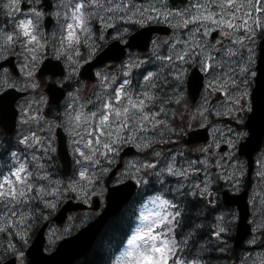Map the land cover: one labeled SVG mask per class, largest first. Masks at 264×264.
<instances>
[{
	"label": "snow or ice",
	"instance_id": "obj_1",
	"mask_svg": "<svg viewBox=\"0 0 264 264\" xmlns=\"http://www.w3.org/2000/svg\"><path fill=\"white\" fill-rule=\"evenodd\" d=\"M3 7L7 9L5 15L11 17L19 11V0H8ZM60 7L64 9V12L58 11L55 15L58 18L63 16L65 23L61 25L60 38L58 41L54 40V44L59 43L63 55L69 60L72 59L69 49L78 56L81 43L87 47L90 56L95 53L97 45L93 41V21L100 22L105 28H113L117 33L116 38L120 40H124L129 35V29L116 28L115 22L117 21L140 26L152 21H162L169 27L187 30L186 38H181L176 33L170 37L171 43L168 44L166 54L159 55L154 52L155 58L160 61V69L158 72L147 71L143 75L142 82L138 81L139 91L131 89L125 91V88L131 85V80L128 78L131 74L125 72V79L113 90L112 94L97 95L93 110L85 112L84 106L81 105L79 111L65 113L68 123L74 129H84L83 134L77 133L80 140L77 141L76 150L82 158L79 176L88 180L89 184L92 182L88 175L89 167L99 165L101 157L107 158L109 153H114L117 150L116 146L123 139L122 133L143 132L149 125L155 128L156 125L164 123L157 119L164 112V108L161 106L158 112L152 110L157 106L158 101L163 105L165 101L169 100L167 96L162 98L158 89H162V85L171 84L178 92V88L175 86L182 84L187 71L184 65L191 66L198 63L202 70L210 72V74L216 72L218 68L225 67L222 61L213 63L215 58L208 50L209 46L203 42V38H206L210 32L219 30L223 37L231 40L233 47L226 50V55L229 57L239 54L238 48L245 46V40H254L257 29L264 34V18L254 17L246 10L252 8L253 5L242 3L240 0H184V5L178 8L172 6L171 0H146L144 4L137 3L136 0H116V2L114 0H61ZM43 15V12L33 8L29 17L14 22L11 32L0 28V41H2L0 43V58H3L5 51L19 45L23 49L26 60L34 63L38 53L45 47L40 30V21ZM98 39L103 41V34ZM135 39L136 37H133L134 41ZM90 41L92 42L90 43ZM214 50L212 49V51ZM251 51L252 49L249 48L250 54ZM250 60L251 56H249V63ZM233 63H236V68H233L229 63L225 71L212 77L209 88L215 90L219 86L218 90L228 95L224 88L226 83H231L234 88L237 87L232 74L237 73L238 70L239 74L246 76L249 69L243 63L235 61ZM165 71L167 75H162ZM26 75L30 77L31 72H27ZM102 79L105 81L103 87L108 88L111 82L107 77H102ZM32 87L35 88L36 85L33 83ZM243 95L232 99V107L227 108L224 113L218 111L216 114H231L234 110L242 109L243 105L240 101L243 99ZM24 122L27 120L25 119ZM32 135L35 139V134ZM239 135L246 134L241 132ZM128 139H131V136ZM21 143L27 146L28 138L24 137ZM35 143L39 144L40 141L36 139ZM81 143L83 147L79 146ZM227 143L233 148L236 147L232 140H228ZM150 146V142L144 140L143 147ZM203 151H207V149ZM154 154L160 155L159 152ZM11 157L14 165L10 168L9 173L4 175L0 172V236H12L18 238L21 244H26L31 228L30 221L35 219L37 211L34 202L38 200L47 207L54 208L55 204L49 202L47 197L55 198L62 194L63 189L59 187L60 181H52L47 172L39 171L44 167L42 164L37 163L35 166L37 170L33 171L29 170L27 161L17 158L16 152H12ZM33 160H37V158L33 156ZM186 163L188 165L186 169L177 167L175 157H172L171 162L166 165L163 171L169 175L187 179L190 173L198 171L197 163L207 164L208 161H186ZM142 167L155 168L156 165L144 164ZM101 171H107V169ZM40 181H48L49 186H45ZM53 184L56 187H51ZM77 186H80L78 181L70 182V190L75 191ZM193 186L197 189L200 188L198 184ZM204 191H207V184H205ZM157 200L162 206H168L171 203L160 197H157ZM174 214L176 217L180 216L179 211H175ZM155 215L157 226L168 227L173 222L171 212H160ZM147 231L150 233L151 229ZM168 231L171 232L172 229L168 228ZM225 231L226 229L221 227L214 235L219 238L220 234ZM144 235L145 233L141 230H137V234L128 241L129 245H132L131 248L137 251L134 255L129 251L124 252L116 264H170V262L171 264H205L204 261L195 258L191 260L180 258V248L174 237L169 239L162 235H148V239L145 241L147 248L142 249L141 243H137V241L144 240ZM9 250L19 258L24 256V252L11 241L5 248V251ZM125 257L128 259L125 260Z\"/></svg>",
	"mask_w": 264,
	"mask_h": 264
},
{
	"label": "rangeland",
	"instance_id": "obj_2",
	"mask_svg": "<svg viewBox=\"0 0 264 264\" xmlns=\"http://www.w3.org/2000/svg\"><path fill=\"white\" fill-rule=\"evenodd\" d=\"M240 2L251 3L253 5V7L248 8L246 10L248 12H250L254 17L259 16L261 18H264V0H240ZM5 10H7V9H5ZM20 12L21 11L15 12V14L18 15V13H20ZM15 14H13V16H11L9 18L10 19H12L13 17L16 18ZM64 23H65V21H63V23H61V21H60L59 23L56 24L57 27L54 31L55 34H59V36H60V28H61V25H63ZM215 31H219V30H215ZM177 32L187 34L186 29L177 28ZM212 32H210V34L206 38H203V42H204V44L209 46L208 50L211 51V55L215 58L213 63H215V61H222L225 64V67L218 68V69H216V72H212L211 74H210V72H206V71L202 70L205 74L207 73V81H208L207 82L208 90L204 94V97L202 98L203 103H199L196 105L195 109H197L198 111L195 112L194 115H191V116H188L187 104L181 105L182 110L178 111V116H177L176 120L172 116L173 108H171V107L165 108V117L167 119H171V120L175 121L176 126L178 125L179 121H183V122H185V124L187 126L195 125V124H201V125L202 124L203 125L208 124V126L211 128V133H213V136L211 137L210 141L207 142V144L210 148V151H209L210 153H209V155H207L208 157L205 158L208 161V163L204 164V168L201 169L203 172H205L204 173L205 182H206L205 184H207V186L209 187V189L207 188V190L209 191V195H212V193L218 194L220 191V188H218V187H220V183H219V180L217 181V177H219L218 176L219 174L224 179L226 178L227 180H225V181H227V182L230 181L229 179L234 181V180L238 179V176H240V174H239L240 172L237 169H235V167H233L234 164L246 163V162L242 161L241 157L238 156L237 150H232L230 152H227L224 155V153H225V151H227V149H225L224 151H220L219 148L222 147L224 143H227L228 140L234 141L235 145H237L238 142L242 139L241 136L239 135L241 133V131H239V129H240V126L242 123L241 120L243 119L242 118L243 116L241 113L239 114V112L242 111L244 108H247V106H248V99L250 98V91H248V87L250 85V82L253 81V77L255 74L254 67L256 65V59H255L256 58V52L258 50L259 41L261 40L262 37H264V34H262L260 32V30L257 29L254 40H252V41L245 40L244 42H249V44H246L243 47H239L238 48V52H239L238 55L229 57L228 55H226V50L230 47H233V45H230L231 40L229 38L223 37L220 34V32H219L218 38L212 39L211 38ZM244 35H247V34H244ZM180 37H182V36L180 35ZM217 41H219V43H217ZM249 48L252 49L251 54L249 53ZM212 49H215V50L212 51ZM234 50H236V49H234ZM161 53L166 54L164 52H161ZM21 56L23 58V55H21ZM249 56H251L250 63H249ZM233 61L238 62V63H243L249 69V73L246 76L239 74L238 70H237V73L232 74L236 80L237 87L234 88L231 85V83H226L224 85V88H225V92H227L228 95H225L224 92L219 91L218 90L219 86H217V89H215V90L212 88H209V82L212 80V77L214 75H216L217 73H221V72L225 71L226 67L229 63H231V66L233 68H236V63H233ZM30 63H31V61L27 60V66L28 67H30ZM157 65H158V67L161 66L160 61H157ZM192 65L193 66L196 65V66L200 67V65L198 63L192 64ZM184 67L187 70L186 73H188L192 69V66L184 65ZM241 81H243V83H241ZM34 84H36V79H34ZM33 90H34L33 95L36 96L38 93V88L35 87V88H33ZM244 93H246V95H243ZM241 95H243V99H241V101H240L241 105H243L242 109L234 110L231 114H222V115L216 114L218 111L221 113H224L227 108H231L232 107L231 100L236 98V97H239ZM182 103H184V102H182ZM157 105H160V104L157 103ZM73 112H75V110L71 111V113H73ZM69 126L71 128L69 131L73 134V137L76 140L74 143V148L76 150L78 147L77 141L80 140V136L77 134V133H79V130L74 129L73 126L70 124H69ZM184 131H185V129H184ZM170 132H172V131H169L167 133H170ZM167 137H170V135H167ZM79 146L83 147V144L81 143ZM231 148H233V147H231ZM234 156H235V158H234ZM172 157H174V155L172 154V156H171V154L169 152V156L163 158V162H166L169 159L164 164V168L166 167V165L168 163L171 162ZM183 161L184 160H181V163H176V165H177V167H183L186 169L188 167V165H187V163H184ZM3 163H6V162H3ZM231 163H234V164L232 165ZM258 163H264V151L259 156ZM217 165H219V166H217ZM3 166L5 167L6 164H4ZM229 166L231 167V169H230L231 172L228 173V171H226V168ZM164 168L162 167V174H163ZM199 170L200 169H198V171ZM198 171L195 172L194 174H197ZM169 176H172V175H169ZM175 177H177V176H175ZM178 179L181 182L184 178L179 177ZM40 183L44 184L45 186H49V182L47 183V181H40ZM212 186L215 188L212 189ZM257 188L258 187L256 184L255 189H257ZM64 189L68 190V188H64ZM259 189H260V192H256V195L254 198L255 199L254 201L259 205V209L256 211H259L260 209L264 208V178L260 180ZM223 190H229V186H226L225 188L222 189V191ZM157 197H160L161 199H166L163 195L155 196L151 199L149 206H146L145 211L142 215V220L138 224L136 231H134V233L132 234V237L135 236L137 234V230H141V232L145 233L144 240H138L137 243L143 244V243H145V241H147V239H148V236H146V234L148 232L147 230L150 229V227L156 223L155 222L156 221V215L155 214L158 213L156 210L160 209L162 206L160 204V201L157 200ZM47 198H48L49 202L55 204V207L49 208L46 205H44V213L47 210H52V209H53V211H56L57 205H58V202H57L58 197L53 198L51 196H48ZM162 207H164V206H162ZM42 210H43V207H38L37 211L35 212V219H40L41 215L39 214V212H41ZM262 212L264 213V210ZM262 212H260V213L256 212V218L255 219L257 222L262 223V221H264L263 218L261 217V215L263 214ZM88 217H89V215H87L85 217L84 215L76 214L74 216H71L64 225L52 226L49 229V231L47 232L48 246L50 247L55 241L59 240L61 237L70 233L74 229V226L82 225L83 222L85 221V219H87ZM213 218H214V221H217L218 223L221 222L219 215L217 216V218H215L214 216H213ZM30 224H31V228L29 230V237H28L27 243L25 245L30 243L29 239H30V237H32V235L34 233V229H33L34 222H32V220H31ZM132 237H130L129 240L132 239ZM13 240H14V244H16V247L21 249L20 246H22V244L20 242H18L19 241L18 238H13ZM28 241H29V243H28ZM131 247H132V245H129V243L127 242V245L118 254L116 262L122 256V254L124 252L128 251ZM22 251L24 252V250H22ZM16 257L18 259V264H27L25 252H24L23 258H19L17 255H16ZM256 258L258 261H260V264L264 260L263 255H257Z\"/></svg>",
	"mask_w": 264,
	"mask_h": 264
},
{
	"label": "flooded vegetation",
	"instance_id": "obj_3",
	"mask_svg": "<svg viewBox=\"0 0 264 264\" xmlns=\"http://www.w3.org/2000/svg\"><path fill=\"white\" fill-rule=\"evenodd\" d=\"M20 4H19V11H21L20 13H18V15H16L15 17H17L16 20L19 19H24L26 17L30 16V11L33 8H37L39 10V7H41V0H39V2H37V0H23L25 2V4L29 5L30 7H27L26 9H23V1L19 0ZM60 3L61 0H53V11H52V15H53V19L56 18V15L54 14V12H64V9L62 7H60ZM54 21V20H53ZM99 27H103V30L101 33L98 32H94L93 30V41L95 42V44L97 45V49L95 51V53L93 55H89L88 53L86 54V52H84V46L83 43H81L78 51H79V55L76 56V58L78 60H80L79 63H76L75 59H74V64H70L69 60L65 58V56H63V50L60 48V45H58L57 47L54 48V52L48 53L47 57L50 56L53 58V60L56 59H60L62 60L63 64L65 65L66 70H70V68H79L81 67L84 63L93 60L101 51H103L108 45L112 44L115 40H119L121 43H126L129 36L135 31L134 28L130 27L129 25H123V26H119L118 24H116V28H128L129 29V35L125 37L124 40H120L117 39V33L114 31L113 28L111 27H107L105 28L103 25L101 24H97ZM94 26H96V23H94ZM103 34V41L99 40L98 37ZM171 35V34H170ZM53 35H51L49 37V41L54 44V40L57 41L55 38L52 37ZM161 36V35H159ZM56 44V43H55ZM54 44V45H55ZM59 53V55H58ZM62 53V54H61ZM4 54H8L5 58L7 59L8 57H14L15 61L17 63V65L19 66L21 72L20 74H13L12 70L9 67H5L3 69V71H5V79L3 81V84L1 85V89L0 90H4L6 88H10V87H15L18 88L20 90H25L27 91V95L21 97L20 99H18L16 101V106L18 108V122H17V131L21 132L25 135H27L34 143L35 140L38 139L40 141L39 144H36L37 147L40 148L41 151H46L47 154H51L54 155L53 157L57 158L56 154V150L58 147V139L55 136V134L53 133V129L54 127L58 126L61 124V122L59 121V114L57 117H55L53 114L50 113V108L51 106L49 105V103L47 102V98H44L42 96H37L35 97L33 95L34 90L32 87V84L34 83V66H30L28 67L26 65V63L24 61L21 60V58H19L18 56L20 55H24L23 54V49L19 46L16 45L13 48H11L8 51H5L3 53ZM146 55L147 53H143V51L138 50V49H127V53L124 59L120 60V61H110V62H106V64L98 67L95 69V72L100 75L97 76V79L94 81H86V85L89 86H94L92 89V92L94 93L93 95V101L96 102L97 99V95L100 96H104L105 93L109 94L111 87H112V92H113V86H114V81H113V73L114 70L119 71V70H125V69H129V66H132L134 68V71H136V75L135 78L131 79V85L126 87V90L129 91L131 90H135V91H139V86H138V81L142 82V77L144 74H146ZM27 72H31V76H27L26 73ZM104 72H106L107 74H111L110 76L105 75ZM154 72H158V70H155ZM102 73V74H101ZM67 74V71H66ZM63 77H53L51 75H47V76H43L39 79L40 85L44 84V88L46 86V84L48 82H58L61 83L63 86H65V89L67 90V92L69 93V91L77 88V85L79 84V82L82 85H85L84 81L81 80L80 76L77 78L75 75H71L70 77H68V75ZM101 76V77H100ZM134 76V75H133ZM102 77H107L108 81L111 82L110 86L108 88H104L103 85L105 84V81L102 79ZM169 80H171V77H169ZM29 86V87H28ZM172 86V85H171ZM2 90V91H3ZM0 91V92H2ZM159 94L161 95V97L170 95V93H162L161 89H158ZM173 93V91H172ZM43 101H40V100ZM172 99V96H171ZM87 100L85 98L82 97V100H79V103H84ZM174 101V100H173ZM41 102L43 103V106L46 107V109L44 110V108H42L43 110H41V112L38 113V116L41 120L39 119H26V117L29 115V113L31 111H34V109L36 108L37 110L40 109V107L37 106V103ZM88 103V102H87ZM158 103V102H157ZM93 104V103H91ZM154 111H159L160 109L158 108H153ZM28 111V112H27ZM27 112V113H26ZM25 119L27 120V122H24ZM161 125V124H159ZM50 128V129H49ZM156 128V126H155ZM154 128V129H155ZM35 134V139L33 138L32 134ZM24 137L19 138V140H22ZM15 141L18 140V135L15 136L14 138ZM144 140L142 141V143H144ZM0 145H1V136H0ZM156 148H161V143L158 142H154L153 144ZM228 211H226L227 215H225V218H227L226 220V226L229 227L231 229V231L235 230V226L237 223V210L235 207H228L227 208ZM227 216V217H226ZM264 220V219H263ZM251 221L253 222L254 228L257 227L256 224L254 223V221L258 224H260V222H257L256 219L253 220V217L251 218ZM264 225L260 224L259 228H262ZM256 230L259 231L258 227L256 228ZM235 232V231H234ZM256 247V245L254 246H250L249 244L244 246V249H248V248H253ZM243 252H245V250H243L240 253H237L236 256L237 257H244Z\"/></svg>",
	"mask_w": 264,
	"mask_h": 264
},
{
	"label": "water",
	"instance_id": "obj_4",
	"mask_svg": "<svg viewBox=\"0 0 264 264\" xmlns=\"http://www.w3.org/2000/svg\"><path fill=\"white\" fill-rule=\"evenodd\" d=\"M264 67V42L262 44V53L260 59L259 69ZM202 77L200 74L193 73L189 79V88L196 99L200 88L202 86ZM263 84H259L254 89L253 100L254 110L247 120V127L249 135L241 142L239 152L245 154L249 159V165H252L253 154L259 149L264 138V104H263ZM207 136L206 130L196 131L191 134V141L204 139ZM73 203H68L60 214L56 217L57 221H62L65 218L66 212L77 207ZM98 223H93L80 234L64 240L58 250L51 255L45 254L42 250L43 235L40 232L34 246L29 250L32 264H71L75 258L83 255L88 250L92 243L97 230ZM5 264H15V258L6 262Z\"/></svg>",
	"mask_w": 264,
	"mask_h": 264
},
{
	"label": "trees",
	"instance_id": "obj_5",
	"mask_svg": "<svg viewBox=\"0 0 264 264\" xmlns=\"http://www.w3.org/2000/svg\"><path fill=\"white\" fill-rule=\"evenodd\" d=\"M187 204V200H185ZM115 223V222H114ZM114 223L111 225L109 229L103 232L100 240L97 244L91 249L89 254L80 262L76 264H112V243H116L120 240V237L125 234V231L122 229L117 231V227L114 226ZM202 223H199L193 229H189L190 231L186 232L187 236L193 239H197L196 243L193 244L192 252L204 255L206 260L211 264H222L220 260H218V247L216 240L213 238L214 231L212 223L205 224L206 227L201 228ZM203 226V225H202ZM120 228V227H119ZM9 242V238L6 236L0 237V262L5 258L9 257L11 254V250L5 251L7 244ZM21 249L23 246H20Z\"/></svg>",
	"mask_w": 264,
	"mask_h": 264
},
{
	"label": "bare ground",
	"instance_id": "obj_6",
	"mask_svg": "<svg viewBox=\"0 0 264 264\" xmlns=\"http://www.w3.org/2000/svg\"><path fill=\"white\" fill-rule=\"evenodd\" d=\"M207 86V85H206ZM204 89H206V87L204 88ZM38 203V201H35L34 202V205H36ZM229 254L230 255H226L225 256V258H226V260H224L223 262H222V264H228V259H230V257L232 258V257H234V256H236V252L235 251H233L231 248L229 249Z\"/></svg>",
	"mask_w": 264,
	"mask_h": 264
},
{
	"label": "clouds",
	"instance_id": "obj_7",
	"mask_svg": "<svg viewBox=\"0 0 264 264\" xmlns=\"http://www.w3.org/2000/svg\"><path fill=\"white\" fill-rule=\"evenodd\" d=\"M141 248L142 249H146L147 248V243L145 242V243L141 244ZM128 251H129L130 254L134 255L137 250L134 249V248H130ZM127 259H128V257H125V260H127Z\"/></svg>",
	"mask_w": 264,
	"mask_h": 264
}]
</instances>
